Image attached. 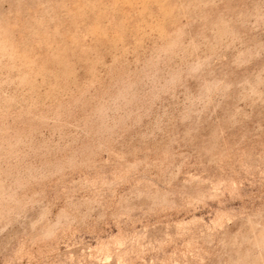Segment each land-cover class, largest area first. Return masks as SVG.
Masks as SVG:
<instances>
[{
    "label": "rangeland",
    "instance_id": "374dc122",
    "mask_svg": "<svg viewBox=\"0 0 264 264\" xmlns=\"http://www.w3.org/2000/svg\"><path fill=\"white\" fill-rule=\"evenodd\" d=\"M0 264H264V0H0Z\"/></svg>",
    "mask_w": 264,
    "mask_h": 264
}]
</instances>
